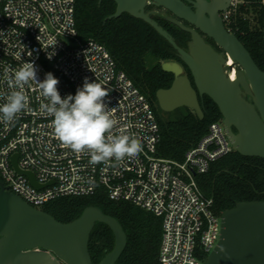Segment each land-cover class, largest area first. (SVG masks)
<instances>
[{
  "label": "built area",
  "instance_id": "obj_1",
  "mask_svg": "<svg viewBox=\"0 0 264 264\" xmlns=\"http://www.w3.org/2000/svg\"><path fill=\"white\" fill-rule=\"evenodd\" d=\"M76 1L0 0V104L17 90L14 75L26 62L36 67L38 81L51 72L60 81L62 98L74 96L87 78L109 92L105 103L117 122L109 135H129L140 141L142 150L134 158L100 164L91 163L87 152H73L55 135L45 107L49 102L31 81L23 87L25 110L11 122L0 120L1 180L40 209L60 197L101 190L113 200L133 202L162 218L161 264H202L220 238L221 214L196 176L234 148L224 119L210 125L184 160L161 156V128L152 103L104 44L80 36ZM227 1L221 18L228 31L243 33L242 20L250 28L264 26V0ZM25 172L33 173L41 187Z\"/></svg>",
  "mask_w": 264,
  "mask_h": 264
},
{
  "label": "water",
  "instance_id": "obj_2",
  "mask_svg": "<svg viewBox=\"0 0 264 264\" xmlns=\"http://www.w3.org/2000/svg\"><path fill=\"white\" fill-rule=\"evenodd\" d=\"M115 1L116 11L107 19L127 12L148 22L191 70L196 87L180 62L162 61V68L172 72L174 80L170 87L157 91L160 107L169 112L187 106L203 118L199 97L206 94L218 104L233 147L243 155L264 158V70L219 16L218 11L228 1L219 0L221 6L214 14L200 4L193 9L184 0ZM148 1L170 11L168 19L191 34L187 48L158 23L153 12L147 11ZM201 32L213 38L222 51ZM229 57L233 64H228ZM236 64L240 69L232 79L227 71ZM16 160L17 155L15 165ZM25 173L41 187L33 173ZM97 222L108 224L115 234L114 248L99 264H121L118 260L126 247L127 234L114 216L88 206L78 218L62 222L10 191L0 179V264H94L89 241ZM202 264H264V200L239 201L222 212L220 238Z\"/></svg>",
  "mask_w": 264,
  "mask_h": 264
},
{
  "label": "trees",
  "instance_id": "obj_3",
  "mask_svg": "<svg viewBox=\"0 0 264 264\" xmlns=\"http://www.w3.org/2000/svg\"><path fill=\"white\" fill-rule=\"evenodd\" d=\"M116 7L115 0H77L79 34L84 39L94 38L104 44L118 68L124 70L146 95L160 123L159 154L182 161L186 152L209 131L210 125L223 119L221 110L205 94L199 97L203 118L187 106L164 111L159 105L157 91L170 87L174 74L162 68V61L180 59L177 51L143 19L127 12L107 19L116 11ZM152 16L172 34L180 46L188 47L191 39L189 32L160 14ZM241 23L245 31L238 32L237 36L264 70V26L250 28L248 21L242 20ZM196 179L203 192L214 199L213 208L217 214H222L239 201L264 200V158L243 155L235 148L212 161L208 171L197 174ZM88 206L101 208L123 226L127 244L119 263L161 264L162 218L133 202L113 200L101 190L93 195L60 197L47 202L42 209L62 222H69L78 218ZM114 245L115 234L112 228L106 223L97 222L89 241L93 263L99 264Z\"/></svg>",
  "mask_w": 264,
  "mask_h": 264
},
{
  "label": "clouds",
  "instance_id": "obj_4",
  "mask_svg": "<svg viewBox=\"0 0 264 264\" xmlns=\"http://www.w3.org/2000/svg\"><path fill=\"white\" fill-rule=\"evenodd\" d=\"M14 80L17 90L8 94L5 102L0 104V120L11 122L25 110L28 97L23 87L35 81L49 102L45 107L53 117L55 135L73 152H87L91 163L100 164L113 159L134 158L142 150L140 141L129 135H109L117 122L105 103L109 92L100 83L85 78L74 96L69 94L62 98L58 90L60 81L51 72L45 74L43 81H38L36 67L31 62H26L15 72Z\"/></svg>",
  "mask_w": 264,
  "mask_h": 264
},
{
  "label": "flooded vegetation",
  "instance_id": "obj_5",
  "mask_svg": "<svg viewBox=\"0 0 264 264\" xmlns=\"http://www.w3.org/2000/svg\"><path fill=\"white\" fill-rule=\"evenodd\" d=\"M184 1H185L188 5L192 6L193 9H197L199 4L202 5V6H206L205 9L208 10L209 12H211V14L216 13L217 10H218V8L221 6V3H220L219 0H184ZM152 8H156V9H157V12H155V13H153V14H160V15L164 16L167 20H169L168 17H169L170 15H172V13H171L170 11H168L167 9H164V8H158V7H155L154 5H153V6H150L149 8H147V9H148L147 11H149V10L152 9ZM218 14H219V16L221 17V10L218 11ZM207 15H210V14L207 12ZM180 20H181V19H180ZM169 21H170V20H169ZM181 21H182L183 23L189 25V26H192L190 23H188V22H186V21H184V20H181ZM170 22H171V21H170ZM172 23H173V22H172ZM173 24H175V23H173ZM175 25H176V24H175ZM176 26H178V25H176ZM178 27H179V26H178ZM180 28H181V27H180ZM201 33H202V32H201ZM202 35L204 36V38H205L208 42H210V43L213 45V47H214L216 50H218V51H220V52L222 51V48H221V47L215 42V40H214L213 38L209 37L208 35H206V34H204V33H202ZM188 42H189V41H188ZM170 60H176V61L180 62V63L183 65V67H184V71H185V74H186L187 76H189V78H190L191 81H192V84L195 86L194 78H193V75H192L191 70L189 69V67H188L185 63H183L181 59H170ZM235 67H239L238 69H240V66H239L238 64H236ZM191 76H192L193 79L191 78ZM195 87H196V86H195ZM248 98L251 100V97H250V96H248Z\"/></svg>",
  "mask_w": 264,
  "mask_h": 264
},
{
  "label": "bare ground",
  "instance_id": "obj_6",
  "mask_svg": "<svg viewBox=\"0 0 264 264\" xmlns=\"http://www.w3.org/2000/svg\"><path fill=\"white\" fill-rule=\"evenodd\" d=\"M233 58L232 57H229V62H228V64H233ZM237 67H233V68H230L229 70H228V72H229V74H230V77L232 78V79H236L237 78Z\"/></svg>",
  "mask_w": 264,
  "mask_h": 264
},
{
  "label": "rangeland",
  "instance_id": "obj_7",
  "mask_svg": "<svg viewBox=\"0 0 264 264\" xmlns=\"http://www.w3.org/2000/svg\"><path fill=\"white\" fill-rule=\"evenodd\" d=\"M239 67H237V69H238ZM172 115H173V112L171 113Z\"/></svg>",
  "mask_w": 264,
  "mask_h": 264
}]
</instances>
